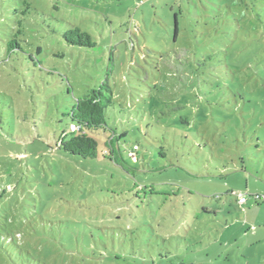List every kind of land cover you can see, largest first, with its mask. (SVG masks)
<instances>
[{"label":"rangeland","instance_id":"1","mask_svg":"<svg viewBox=\"0 0 264 264\" xmlns=\"http://www.w3.org/2000/svg\"><path fill=\"white\" fill-rule=\"evenodd\" d=\"M0 264H264V0H0Z\"/></svg>","mask_w":264,"mask_h":264},{"label":"trees","instance_id":"2","mask_svg":"<svg viewBox=\"0 0 264 264\" xmlns=\"http://www.w3.org/2000/svg\"><path fill=\"white\" fill-rule=\"evenodd\" d=\"M69 44L92 47L95 45L91 35L74 27L64 34ZM11 46L13 42L9 43ZM114 95L107 81L96 88L88 89L83 98L72 107L69 117V130L60 140V147L66 152L84 159L98 157L99 141L94 133L101 127L108 126L107 110L113 106ZM133 156L134 153L131 152Z\"/></svg>","mask_w":264,"mask_h":264},{"label":"built area","instance_id":"3","mask_svg":"<svg viewBox=\"0 0 264 264\" xmlns=\"http://www.w3.org/2000/svg\"><path fill=\"white\" fill-rule=\"evenodd\" d=\"M255 198H256L257 200H259V199L262 198V196H261V195H255ZM239 201H240V203L244 204V203H246V202L248 201V199H247V197L242 196V197L240 198Z\"/></svg>","mask_w":264,"mask_h":264}]
</instances>
